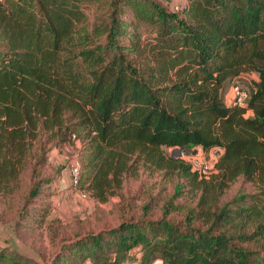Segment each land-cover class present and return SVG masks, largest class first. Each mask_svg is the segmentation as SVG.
Wrapping results in <instances>:
<instances>
[{
    "label": "trees",
    "instance_id": "obj_1",
    "mask_svg": "<svg viewBox=\"0 0 264 264\" xmlns=\"http://www.w3.org/2000/svg\"><path fill=\"white\" fill-rule=\"evenodd\" d=\"M92 1L0 0V198L16 192L32 161L33 171L45 161L47 142L78 139V187L98 202L120 188L133 155L200 192L183 224L124 221L78 240L72 248L85 262L264 264V0H185L173 12L156 0H110L98 33L81 29ZM120 4L128 20L116 17ZM251 72L246 107L228 106L226 83ZM162 148H218L216 172L201 179ZM238 177L256 187L252 205L219 206ZM42 194L35 186L26 203Z\"/></svg>",
    "mask_w": 264,
    "mask_h": 264
},
{
    "label": "rangeland",
    "instance_id": "obj_2",
    "mask_svg": "<svg viewBox=\"0 0 264 264\" xmlns=\"http://www.w3.org/2000/svg\"><path fill=\"white\" fill-rule=\"evenodd\" d=\"M156 1L161 6L166 5L170 12L186 5L185 0ZM109 4L110 0L89 3L84 10L85 24L81 29L102 31L109 22L108 15L112 10ZM118 8L116 17L119 20L133 16L125 5L120 4ZM128 30L133 32L135 29ZM139 32L143 38L151 34L145 26L139 27ZM256 81V73L242 74L226 83L224 94L229 92L233 83L251 93ZM226 104H229L228 99ZM45 149V161L37 165L35 171L36 161H32L30 167L20 174L16 192L0 198V255H8V262L0 261V264H88L80 257L79 249L72 248L78 240L117 228L124 221L164 218L183 224L197 209L200 192L192 188L180 172L156 169L136 155L131 158L132 168L123 175L120 188L106 202H98L86 189L87 184L76 189L72 185L70 166L75 160L82 165V143L78 139L62 144L50 141ZM178 150L161 149L166 157L175 159H179ZM35 186L42 188L41 200L26 203L30 190ZM82 191L87 193L86 199L80 197ZM254 194H258L256 187L238 177L221 194L219 206L242 199V202L231 206L246 209L252 205V199L247 197ZM192 224L206 228L200 220H194ZM249 230L244 229L245 232ZM243 247L258 250L260 245L256 241H248ZM60 256H66L65 261L57 262Z\"/></svg>",
    "mask_w": 264,
    "mask_h": 264
},
{
    "label": "built area",
    "instance_id": "obj_3",
    "mask_svg": "<svg viewBox=\"0 0 264 264\" xmlns=\"http://www.w3.org/2000/svg\"><path fill=\"white\" fill-rule=\"evenodd\" d=\"M183 7H185V5L181 8H176V10H181ZM249 96L250 93L236 83H233L228 99L229 104L227 105L245 108ZM249 114L250 112L247 111L246 116H250ZM178 157L185 164L189 165L192 173L197 174L201 179H208L216 172V163L220 157V150L218 148H213L209 151H203L201 148H193L187 151L179 149ZM80 171V163L78 160H75L70 166L71 181L75 189L78 187ZM80 197L86 199L87 193L83 191L80 192Z\"/></svg>",
    "mask_w": 264,
    "mask_h": 264
},
{
    "label": "crops",
    "instance_id": "obj_4",
    "mask_svg": "<svg viewBox=\"0 0 264 264\" xmlns=\"http://www.w3.org/2000/svg\"><path fill=\"white\" fill-rule=\"evenodd\" d=\"M230 89H229V92L228 93H226V97H227V99H228V97H229V94H230ZM249 115H251V113L249 114ZM152 264H162L160 261H155V262H153Z\"/></svg>",
    "mask_w": 264,
    "mask_h": 264
}]
</instances>
